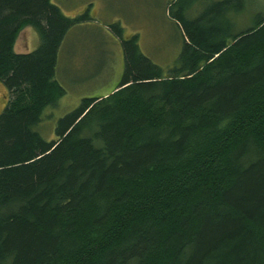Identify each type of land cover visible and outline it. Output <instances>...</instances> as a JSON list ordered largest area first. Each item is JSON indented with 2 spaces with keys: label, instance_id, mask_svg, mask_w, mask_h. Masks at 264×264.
<instances>
[{
  "label": "trees",
  "instance_id": "obj_1",
  "mask_svg": "<svg viewBox=\"0 0 264 264\" xmlns=\"http://www.w3.org/2000/svg\"><path fill=\"white\" fill-rule=\"evenodd\" d=\"M208 1L169 7L182 45L166 72L111 25L120 82L46 141L60 47L96 21L0 0V264H264V14L236 32L245 0ZM25 28L39 46L16 53Z\"/></svg>",
  "mask_w": 264,
  "mask_h": 264
},
{
  "label": "rangeland",
  "instance_id": "obj_2",
  "mask_svg": "<svg viewBox=\"0 0 264 264\" xmlns=\"http://www.w3.org/2000/svg\"><path fill=\"white\" fill-rule=\"evenodd\" d=\"M174 1L52 0L67 17L89 9L96 22L71 29L60 47L55 79L65 90V95L44 110L42 122L36 127L46 141L54 138L57 120L77 108L82 99L106 97L120 82L123 54L120 41L110 30L111 25L118 24L124 39L137 34L140 52L164 72L174 66L182 45L176 22L169 15V7ZM183 1L190 5L185 10L188 18L197 16L210 3L208 0ZM257 14H264V0H245L243 13H229L228 19L233 31L239 32L251 26ZM38 46L35 31L25 28L17 38L14 52L29 53ZM7 97L0 84V112Z\"/></svg>",
  "mask_w": 264,
  "mask_h": 264
}]
</instances>
